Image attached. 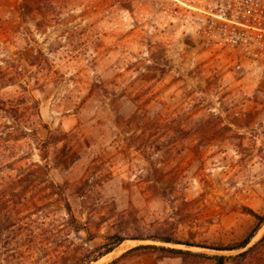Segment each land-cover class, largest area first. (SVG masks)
Instances as JSON below:
<instances>
[{
  "label": "rangeland",
  "instance_id": "1",
  "mask_svg": "<svg viewBox=\"0 0 264 264\" xmlns=\"http://www.w3.org/2000/svg\"><path fill=\"white\" fill-rule=\"evenodd\" d=\"M234 59L163 27L148 0H0V97L36 101L40 118L26 125L41 140L52 132L51 176L96 235L66 226L60 202L11 206L4 220L26 239L4 231L0 264H71L114 234L124 241L91 264L139 244L215 253L154 237L245 236L254 224L245 208L264 213V65L237 70ZM178 124L195 129L170 133ZM17 145L13 154L41 161L36 142ZM263 234L264 224L251 244ZM117 264L190 261L139 252Z\"/></svg>",
  "mask_w": 264,
  "mask_h": 264
},
{
  "label": "trees",
  "instance_id": "2",
  "mask_svg": "<svg viewBox=\"0 0 264 264\" xmlns=\"http://www.w3.org/2000/svg\"><path fill=\"white\" fill-rule=\"evenodd\" d=\"M26 102H28L27 96H21L17 100H14V98L4 100L0 97V243L3 240L4 231L8 229L14 230L12 231L14 234L7 236L9 240H13L18 244L26 239L19 232L20 229L17 231L14 225L15 218L10 217L4 220L5 215L7 216L8 214H3V209L11 206H26L49 201L62 203L67 213L65 225L75 232L86 231L87 241H92L96 235L90 232L87 224L78 221L72 212L68 198L64 194L65 187L63 184L56 182L51 176L48 148L51 143L52 132H49L47 140H41L37 134V128L26 125V120L31 117L40 118L36 101L33 100L30 104H26ZM21 104L25 105V108ZM26 105H30V107L26 108ZM28 109H32L34 112H28ZM203 127L205 131L209 129L208 124ZM194 129L193 126H181L180 124L169 126L170 133L174 130L177 133L183 131L189 134ZM27 138L36 142L42 151V154H40L41 161L29 160V157L13 154L18 146L17 144ZM245 209L247 213L254 217L253 227L245 236L233 243L195 244L175 240L169 235L151 238L154 241L164 243L182 244L187 247L212 250L215 252L213 254L193 252L189 249L165 245L139 244L107 264H117L121 259L139 252H154L159 254V258L164 256H182L185 259H189L190 264H264V234L255 243L251 244L253 238L264 224V213H257L250 208ZM123 241V237L114 234L108 236L103 244L94 248L82 246L79 253L71 255V264H91L113 252ZM233 251H236V253L224 254V252ZM190 259L195 260L192 261Z\"/></svg>",
  "mask_w": 264,
  "mask_h": 264
},
{
  "label": "built area",
  "instance_id": "3",
  "mask_svg": "<svg viewBox=\"0 0 264 264\" xmlns=\"http://www.w3.org/2000/svg\"><path fill=\"white\" fill-rule=\"evenodd\" d=\"M163 27L191 33L217 55L264 65V0H148Z\"/></svg>",
  "mask_w": 264,
  "mask_h": 264
},
{
  "label": "bare ground",
  "instance_id": "4",
  "mask_svg": "<svg viewBox=\"0 0 264 264\" xmlns=\"http://www.w3.org/2000/svg\"><path fill=\"white\" fill-rule=\"evenodd\" d=\"M118 250H119V249H118ZM114 252H115V251H114ZM114 252H113V253H114Z\"/></svg>",
  "mask_w": 264,
  "mask_h": 264
},
{
  "label": "crops",
  "instance_id": "5",
  "mask_svg": "<svg viewBox=\"0 0 264 264\" xmlns=\"http://www.w3.org/2000/svg\"><path fill=\"white\" fill-rule=\"evenodd\" d=\"M122 260V259H121Z\"/></svg>",
  "mask_w": 264,
  "mask_h": 264
}]
</instances>
